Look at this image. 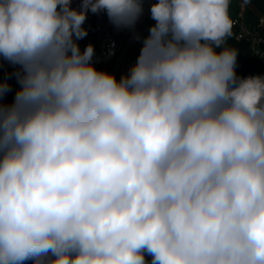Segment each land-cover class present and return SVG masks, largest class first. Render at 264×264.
Returning a JSON list of instances; mask_svg holds the SVG:
<instances>
[{
    "label": "clouds",
    "instance_id": "9594fccd",
    "mask_svg": "<svg viewBox=\"0 0 264 264\" xmlns=\"http://www.w3.org/2000/svg\"><path fill=\"white\" fill-rule=\"evenodd\" d=\"M143 3L0 0V264H264V76L236 74L230 0H154L129 74L97 69L87 14Z\"/></svg>",
    "mask_w": 264,
    "mask_h": 264
},
{
    "label": "built area",
    "instance_id": "2783aa9c",
    "mask_svg": "<svg viewBox=\"0 0 264 264\" xmlns=\"http://www.w3.org/2000/svg\"><path fill=\"white\" fill-rule=\"evenodd\" d=\"M152 2L154 0H144L143 14L134 28H116L104 12L87 14L83 26L87 29L88 35L78 43L81 50L88 44L94 46L93 63L97 69L113 73L117 79L129 74L139 55L142 39L148 35V30L154 23L150 16ZM71 6L79 9L81 0H72ZM247 11L246 2L241 1L238 15L233 20L236 30L235 40L245 44L250 56L261 63L260 70L252 72L249 76H264V12L254 14L256 18L251 19ZM137 36L140 39H137ZM236 74L241 77L238 72ZM9 83L12 91L3 98L2 103L4 104L12 103L15 91L19 88L15 77ZM147 259L151 261L150 256Z\"/></svg>",
    "mask_w": 264,
    "mask_h": 264
},
{
    "label": "trees",
    "instance_id": "16d2710c",
    "mask_svg": "<svg viewBox=\"0 0 264 264\" xmlns=\"http://www.w3.org/2000/svg\"><path fill=\"white\" fill-rule=\"evenodd\" d=\"M241 1L246 0H230L228 14L233 21L239 12V4ZM248 11L251 15V19L256 18L254 14L264 12V0H247L246 2ZM151 26V25H150ZM236 30L233 27V35L226 40V46L235 48L238 51L236 72H238L241 78L248 77L252 72L260 70L261 63L252 58L248 51V47L245 44H241L235 40ZM219 51V49H217ZM16 69L11 66L7 61H0V79H8L12 82L14 76L12 75ZM25 264H33L32 260L25 261Z\"/></svg>",
    "mask_w": 264,
    "mask_h": 264
}]
</instances>
